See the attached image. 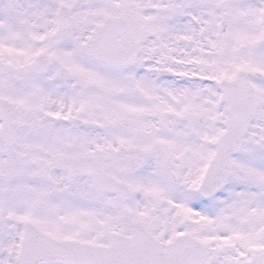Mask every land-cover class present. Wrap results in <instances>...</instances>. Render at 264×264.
<instances>
[{"label": "snow or ice", "instance_id": "snow-or-ice-1", "mask_svg": "<svg viewBox=\"0 0 264 264\" xmlns=\"http://www.w3.org/2000/svg\"><path fill=\"white\" fill-rule=\"evenodd\" d=\"M0 264H264V0H0Z\"/></svg>", "mask_w": 264, "mask_h": 264}]
</instances>
